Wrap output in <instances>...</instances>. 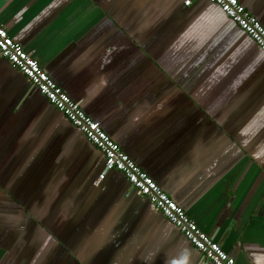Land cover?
<instances>
[{
    "label": "crops",
    "instance_id": "crops-1",
    "mask_svg": "<svg viewBox=\"0 0 264 264\" xmlns=\"http://www.w3.org/2000/svg\"><path fill=\"white\" fill-rule=\"evenodd\" d=\"M185 1L0 0V26L236 264H264V52ZM238 2L264 27V0ZM0 264L211 263L0 59Z\"/></svg>",
    "mask_w": 264,
    "mask_h": 264
},
{
    "label": "built area",
    "instance_id": "built-area-1",
    "mask_svg": "<svg viewBox=\"0 0 264 264\" xmlns=\"http://www.w3.org/2000/svg\"><path fill=\"white\" fill-rule=\"evenodd\" d=\"M224 13L258 48L264 52V27L238 0H208ZM189 1L184 5L188 6ZM0 59L18 70L45 100L61 113L104 157L105 171L121 174L127 183L145 197L199 253L211 264H236L221 246L201 231L169 196L160 189L106 132L74 102L47 74L38 61L29 56L0 26ZM104 179V173L97 182Z\"/></svg>",
    "mask_w": 264,
    "mask_h": 264
},
{
    "label": "water",
    "instance_id": "water-1",
    "mask_svg": "<svg viewBox=\"0 0 264 264\" xmlns=\"http://www.w3.org/2000/svg\"><path fill=\"white\" fill-rule=\"evenodd\" d=\"M45 99V98H44ZM53 107V106H52ZM89 142V141H88ZM90 143V142H89ZM104 158V157H103ZM132 188V187H131Z\"/></svg>",
    "mask_w": 264,
    "mask_h": 264
}]
</instances>
